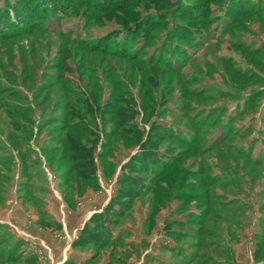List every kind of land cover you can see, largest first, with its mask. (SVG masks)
Instances as JSON below:
<instances>
[{"label":"rangeland","instance_id":"obj_1","mask_svg":"<svg viewBox=\"0 0 264 264\" xmlns=\"http://www.w3.org/2000/svg\"><path fill=\"white\" fill-rule=\"evenodd\" d=\"M0 181L10 264H264V0H0Z\"/></svg>","mask_w":264,"mask_h":264},{"label":"trees","instance_id":"obj_2","mask_svg":"<svg viewBox=\"0 0 264 264\" xmlns=\"http://www.w3.org/2000/svg\"><path fill=\"white\" fill-rule=\"evenodd\" d=\"M165 31H168V28H166V29H164ZM84 111L85 110H87L86 108H84L83 109ZM88 114H93V112H91V111H89L88 112ZM87 115V113H85L84 114V116H86ZM54 117H50L48 120H47V122H48V124H51V125H53L54 127L55 126H59L58 127V129H61V132L63 133V136H62V138L64 139V145L65 146H67V149H69V151H70V153H71V157H72V160H74L73 162L74 163H76V164H80V166H81V169H83V168H86L87 167V162H88V160H90L91 158H92V153L91 152H88V151H84V146L82 145V139L83 138H81V136H79L78 135V133H72V131L70 132L69 131V129H78V123H74L73 125H69V124H67V120L65 119V117H62L61 118V120H55V119H53ZM76 124V125H75ZM125 123L123 122V121H120V123L119 122H117V123H115V127H114V130H113V133L116 135V136H118V134H122V135H124L125 134V131L124 130H126L125 128H126V126L124 125ZM69 128V129H68ZM140 140V139H139ZM139 142V141H138ZM88 176V175H87ZM2 178H4V179H8V177H6V176H2ZM85 178V177H84ZM79 179V178H78ZM81 180H84V179H81ZM0 183H1V181H0ZM43 212H45L44 210H43ZM41 214V213H40ZM48 219L50 218L51 219V217H50V215H48V217H47ZM218 219H220L221 221H219V222H221V223H225V224H228V220H227V218H225V217H223V218H218ZM38 222H39V224L41 225V226H43V227H48V224L46 223V224H41V219H38ZM232 223H234V226H238V225H240L239 224V219L237 220V221H232ZM57 224V223H56ZM229 224H231L230 222H229ZM0 225L1 226H3L1 223H0ZM57 225H59V224H57ZM86 224H84V226H85ZM217 227L219 228V230L221 231H223V232H227V233H230L231 232V230H230V232H228L229 230H227V228H225L224 230H223V227L224 226H222V225H217ZM239 227H241V226H239ZM84 229V228H83ZM83 229H80V231H79V234H78V236H77V238L74 240V242H73V244H72V247L73 248H77V247H79V240L80 239H82V238H84V239H86V237H85V235H84V232H83ZM174 236H179L180 234H182V236H183V233H181V231H173V233H172ZM263 233H260V235H262ZM259 235V236H260ZM180 237V236H179ZM261 238H262V236H260ZM7 238V237H6ZM5 238V239H6ZM22 243H23V240H17L16 241V243H15V245L13 246V247H11L10 248V250H8L7 252H5L2 248H3V241H2V239H1V237H0V251H3V255H5V253L6 254H8L3 260V262L0 260V264H10L11 262H14V261H16L17 260V258L15 259V257H12L13 256V253H14V251L17 249V247H21V245H22ZM196 246H194V248L196 247L197 249H203V247L202 246H198V242L196 241ZM262 243H260V242H258V245H256V248H257V255L258 254H260L262 251V247H264V245H261ZM198 246V247H197ZM204 249H205V247H204ZM210 251H212V252H216V250H214V249H211ZM212 252H210V253H208L207 251H206V249H205V251L204 252H201V254H207L208 256H207V258H206V260L204 261V262H202L203 264H213L212 262H211V259H210V254H213ZM198 253V252H197ZM199 259V258H198ZM25 260L26 261H28V262H31L30 260H32V258L30 257V255H28L26 258H25ZM195 263H198V262H189L188 261V263L187 264H195ZM64 264H76V261H74L73 260V258H68L65 262H64ZM79 264H85V262H81V263H79ZM87 264V263H86ZM178 264H183L182 262H178Z\"/></svg>","mask_w":264,"mask_h":264},{"label":"crops","instance_id":"obj_3","mask_svg":"<svg viewBox=\"0 0 264 264\" xmlns=\"http://www.w3.org/2000/svg\"><path fill=\"white\" fill-rule=\"evenodd\" d=\"M1 210H4V209H1ZM86 218H83L82 219V222L81 223H85L86 222ZM1 224H3L4 225V227H6V228H8L7 230L8 231H10V229H9V227H7L8 225L7 224H5V223H2V222H0ZM62 226H63V224H62ZM12 233V232H11ZM12 235H15V236H18V234H16V233H12ZM19 237H21L22 239H23V244H24V247L26 246L27 247V241H25V238L24 237H22V236H19ZM73 242L74 241H70L68 244H67V249L65 250V253L67 254V256H66V258L64 259V261L63 262H65L68 258H71V257H75V255H73V256H68V254L69 253H72V252H74V254L76 253L75 252V250H73V248H72V244H73ZM23 247V248H24ZM46 248V247H45ZM49 248V247H48ZM47 250H49V249H47ZM30 254V253H29ZM62 263V262H61ZM60 263V264H61Z\"/></svg>","mask_w":264,"mask_h":264}]
</instances>
